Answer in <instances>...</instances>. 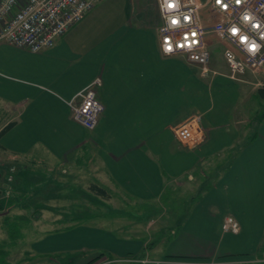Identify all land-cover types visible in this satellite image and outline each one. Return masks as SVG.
I'll list each match as a JSON object with an SVG mask.
<instances>
[{
	"label": "crops",
	"instance_id": "obj_1",
	"mask_svg": "<svg viewBox=\"0 0 264 264\" xmlns=\"http://www.w3.org/2000/svg\"><path fill=\"white\" fill-rule=\"evenodd\" d=\"M144 1L101 0L45 52L0 44V119H6L0 131L12 124L0 137V164L7 168L25 159L49 167L52 175L80 163L90 168V188L119 196L126 206L167 210L165 202L187 203L181 231L168 238L159 233L160 245L137 241L131 249L110 232L74 221L69 211L76 201L53 197L60 204L45 206L46 225L77 224L43 241L51 247L53 241L79 246L52 247L50 254L60 260L28 252L31 260L16 264H87L99 255H88L91 250L123 257L135 249V254L147 250L154 258L264 264V122L259 113L249 115L252 100L264 104L258 96L264 70L232 80L228 68L208 66L202 77L197 66L164 57L156 1L153 18L144 9L137 11L135 4ZM224 45L210 38L212 56ZM96 78L102 80L98 97L104 112L97 126L87 130L73 120V106L79 103L75 96ZM196 117L205 138L198 149L187 150L174 130ZM5 196L0 193L1 226L6 228L3 219L19 211L18 205L7 204L5 214ZM227 215L238 221V234L222 231ZM102 236L109 246L99 245Z\"/></svg>",
	"mask_w": 264,
	"mask_h": 264
},
{
	"label": "built area",
	"instance_id": "obj_2",
	"mask_svg": "<svg viewBox=\"0 0 264 264\" xmlns=\"http://www.w3.org/2000/svg\"><path fill=\"white\" fill-rule=\"evenodd\" d=\"M101 0H0V44L32 53L52 49L73 25ZM161 23L157 29L159 49L164 57L180 58L209 73L212 53L210 38L224 45L221 53L229 77L238 80L247 72L264 70V0H157ZM102 80L96 78L75 99L73 120L93 130L104 112L98 97ZM198 121L200 119L197 117ZM174 134L187 150L204 141V130L195 118L177 126ZM222 231L236 235L238 221L223 218ZM95 264H209L186 258H154L147 250L132 257H103Z\"/></svg>",
	"mask_w": 264,
	"mask_h": 264
},
{
	"label": "rangeland",
	"instance_id": "obj_3",
	"mask_svg": "<svg viewBox=\"0 0 264 264\" xmlns=\"http://www.w3.org/2000/svg\"><path fill=\"white\" fill-rule=\"evenodd\" d=\"M155 1V4H157V0ZM135 6L139 7L137 11L144 9L143 12L146 13V16L153 18L152 0L139 2ZM209 67L227 71V65L222 57L220 48H217L213 53ZM260 79L261 84L259 86L264 88V78ZM258 96L260 97L259 92ZM255 101H251L252 106L249 108L251 110L249 115L253 118L256 113H259V121L264 122V104L261 105L258 99H255ZM5 120L4 116H2L0 123ZM195 120L201 126V122L198 121L197 117ZM0 167V171H2L0 193L3 196L7 195V197L5 196L6 199L1 202L5 206V214L9 210L10 205L13 204L15 206L18 205L19 211L15 213L12 219L11 217L3 219L6 228L1 226L2 220H0V227H3V230L0 229V264H16L17 260L24 262L23 260L27 261L26 259L28 258L31 260L28 257V252L33 254L36 252L39 255L60 260L62 258L60 255L54 256V254H50L54 247L69 250L75 249L79 244L73 241L64 245L57 242L53 243V241L52 248L48 241L43 240L50 234H52L51 236H56L74 229L73 226L77 222L78 224L82 223L83 226L101 230V232H110L115 238L128 241L131 249L136 247L137 241H151L153 246L155 243L158 244L161 238L160 234H164V237L168 238L172 237V231H181V223L186 220L185 217L189 212V206L185 202L182 203V206L177 205V203L175 206L165 202L164 208L168 211L161 208L159 210L158 206L153 210L144 211L143 209L139 210L134 205L126 206V202L119 196L103 198L91 190V181L87 174L90 168H84L80 163L78 166L73 164L72 168L61 169L52 175L48 169L49 167L39 163L32 165L25 159L21 160L20 163H15L12 167L8 166L6 168L1 164ZM4 184H6V188ZM175 192L177 191L175 190ZM175 192H173V195ZM60 196L71 198L73 202L76 201L69 212L70 214H75L78 220H74L77 222H73L72 225L67 224L68 222L66 221L68 220L56 226L46 225L44 218L47 214L44 208L51 203L58 204L59 200L56 201L57 198L55 200L51 198ZM93 213L105 216L91 220ZM181 215L183 217L178 221L179 224H175ZM83 226L80 227L82 228ZM146 227L148 228L146 229ZM105 238L107 237L102 236L100 237L101 240L99 239L100 241L93 240L92 243L98 241L99 245L108 244L109 246L110 241L107 238L108 242ZM160 244L161 242L158 245ZM142 251L144 252L141 249L135 254L136 249L131 250L130 253L132 254L123 257L140 256L143 253ZM102 252L105 257L110 254L106 250L101 252L91 250L88 255H98ZM109 257L117 258V256Z\"/></svg>",
	"mask_w": 264,
	"mask_h": 264
},
{
	"label": "trees",
	"instance_id": "obj_4",
	"mask_svg": "<svg viewBox=\"0 0 264 264\" xmlns=\"http://www.w3.org/2000/svg\"><path fill=\"white\" fill-rule=\"evenodd\" d=\"M259 94L261 96L264 97V88H261L259 90ZM12 126V124H9L8 126H6L4 129H2L0 131V137ZM92 191H94L97 195L103 197V198H108V195L106 194V192L104 190H102L101 188H98L96 186L91 188ZM104 256V254H99L97 257L93 258L91 261H89L87 264H93L94 262H96L97 260L101 259ZM107 258H109V256H107ZM112 259V258H110Z\"/></svg>",
	"mask_w": 264,
	"mask_h": 264
}]
</instances>
